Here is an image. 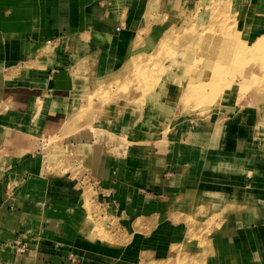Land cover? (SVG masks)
Listing matches in <instances>:
<instances>
[{"label": "crops", "instance_id": "0c3cea01", "mask_svg": "<svg viewBox=\"0 0 264 264\" xmlns=\"http://www.w3.org/2000/svg\"><path fill=\"white\" fill-rule=\"evenodd\" d=\"M198 1L0 0V264H135L203 225L211 264H264V140L248 110L188 122L179 109L157 111L179 98L178 84L160 87L159 100L150 91L91 106L66 126L91 88L183 29ZM224 3L241 38H258L264 0ZM86 188L113 225L111 243L83 233Z\"/></svg>", "mask_w": 264, "mask_h": 264}, {"label": "rangeland", "instance_id": "374dc122", "mask_svg": "<svg viewBox=\"0 0 264 264\" xmlns=\"http://www.w3.org/2000/svg\"><path fill=\"white\" fill-rule=\"evenodd\" d=\"M220 4L223 6L219 7ZM151 7L152 5H148L146 18L151 16ZM193 11L194 13L190 10L184 13L183 29L177 25L175 29L169 30L170 37L167 38V42L161 39L151 51L134 54L126 62V66L124 65V71L122 68L114 78H109L110 80L107 79L100 82L97 87L91 88L88 97L80 109L69 117L66 126L70 124L73 126L80 122L92 109L91 106L101 107L102 104L106 106L107 103L113 100L117 102L118 98L123 97H125L123 102L128 103L130 99L137 100L138 96L142 99L144 92L146 96L152 94L150 91H158L153 95H155L154 99L159 100L163 96V92H159L161 88L165 89L169 85L175 87L179 84L180 87L182 86L179 98L174 101V104L169 102L167 107L156 104L157 111H160V106L162 111L164 108L170 112L179 109L183 114H187L184 119L188 122L198 114L221 116L222 106L230 107L231 110L227 114L234 117H237L236 114L240 111L248 110L249 120L253 119V116L256 119L255 126H252L254 135L264 140V23L260 24L263 31L259 33L258 38L253 41L244 40L241 38L243 34L235 14L231 12L224 0L198 1ZM180 30L183 32L177 36ZM145 31V28L137 31L133 47L142 43V35ZM259 40V46L254 47V43ZM221 46L225 49L213 54ZM220 53L223 55L226 53L227 56L225 54L224 58L218 55ZM176 58H180V61L175 60ZM172 66L174 68L171 70ZM174 69H179L177 76L176 73L171 72L175 71ZM172 95L175 94L172 93ZM138 105L153 106L154 104L144 101ZM109 106L113 107L111 104ZM141 106H136L133 118L138 119V116H141L143 112ZM108 108L105 107V109ZM146 111L149 112V109L147 108ZM148 126L153 133L159 129L150 124ZM184 126L187 125L180 127ZM172 129H176V126H167L163 135L169 137L170 133H173ZM84 195L88 217L83 233L90 235L91 238H98L105 244L111 243L112 237L107 225L109 224L110 227L113 225L105 220L109 219L106 210L95 212L91 208L89 188L84 190ZM101 212H105L103 220L98 219L100 215L96 219L93 218L94 213ZM203 228H199L196 233L190 231L191 234L186 240L181 245L172 246L166 256L141 254L135 264H211L210 257L207 259L212 254L209 251L211 246L208 226L203 225Z\"/></svg>", "mask_w": 264, "mask_h": 264}, {"label": "bare ground", "instance_id": "6f19581e", "mask_svg": "<svg viewBox=\"0 0 264 264\" xmlns=\"http://www.w3.org/2000/svg\"><path fill=\"white\" fill-rule=\"evenodd\" d=\"M222 6H223V4H222ZM222 6H221V4H220L219 7H222ZM221 9H222V8H221ZM219 10H220V9H219ZM218 21H219V20H218ZM213 22H214V21H213ZM220 22H221V21H220ZM214 23H215V22H214ZM214 25H215V24H214ZM223 31H224V30H223ZM223 39H224V38H223ZM222 41H223V40H222ZM224 41H225V40H224ZM238 42H240V41H238ZM263 42H264V41H263ZM163 43H164V42H163ZM224 43H225V42H224ZM240 43H241V42H240ZM259 43H260V40L257 41V42H255V43H254L255 46H254V45H253V46L257 48V47L259 46ZM161 44H162V43H161ZM242 44H244V43H242ZM162 47H164V46L162 45ZM225 47H226V46H225ZM219 49H220V50H219ZM219 49H217L218 51H217V50L214 51L213 54H215V53L217 54V53H219V52H222L225 48L222 49V46H221ZM231 51H233V50H231ZM240 52H242V51H240ZM240 52H239V53H240ZM225 54H226V53H225ZM225 54L223 55V54L220 53V54H218V55H221V56H223V57L225 58ZM241 54H242V53H241ZM243 54H244V53H243ZM232 55H233V53H232ZM237 55H238V53H237ZM216 56H217V55H216ZM216 56H214V57H216ZM226 56H227V54H226ZM241 56H242V55H241ZM229 57H230V56H229ZM243 57H244V56H243ZM241 58H242V57H241ZM131 60H132V59H131ZM183 60H184V59H183ZM183 60H182V61H183ZM193 61H194V60H193ZM127 62H128V61H127ZM183 62H184V61H183ZM220 62H221V61H220ZM223 62H224V60H223ZM181 63H182V62H181ZM181 63H180V65H181ZM196 63H197V61H196ZM221 63H222V62H221ZM233 63H234V62H233ZM188 64H189V63H188ZM180 65H179V66H180ZM182 65H183V63H182ZM125 66H126V65H125ZM175 67L177 68V66H175ZM124 68H125V67H124ZM124 68H123V71H124ZM126 68H128V66H127ZM173 68H174V67L172 66V67H171V70H172ZM187 68H188V67H187ZM189 68H190V67H189ZM200 68H201V67H200ZM143 70H144V69H143ZM174 70H175V69H174ZM205 70H206V69H205ZM126 71H127V70H126ZM149 71H150V70H149ZM185 71H186V70H185ZM204 72H205V71H204ZM207 72H208V71H207ZM207 72H206V73H207ZM210 72H211V71H210ZM215 224H216V223H215ZM183 257H184V256H183ZM180 259H181V258H180Z\"/></svg>", "mask_w": 264, "mask_h": 264}]
</instances>
